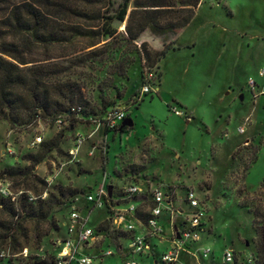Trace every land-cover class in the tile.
Listing matches in <instances>:
<instances>
[{
	"label": "rangeland",
	"instance_id": "374dc122",
	"mask_svg": "<svg viewBox=\"0 0 264 264\" xmlns=\"http://www.w3.org/2000/svg\"><path fill=\"white\" fill-rule=\"evenodd\" d=\"M119 2L101 0L93 7L101 18L95 27L104 34L98 45L84 48L86 41H77L38 48L33 54L55 82L77 86L79 101L63 108L81 106L84 115L67 119L58 112L47 118H62L61 126L29 119L25 112L14 114L12 127L0 121V170L27 165L23 155L38 152L45 141H57L58 150L48 152L34 172L50 191H78L51 213L57 229L37 249L1 264H34L54 253V241L66 236L69 209L75 206L85 215L84 196L105 183L168 186L184 211V194L192 190L205 212L203 244L216 260L226 247L255 250L254 222L264 225V96L251 94L247 82L254 81L256 90L264 92V76H259L264 70V0H201L191 22L168 38L171 49L156 63L153 53L162 50V39L144 31L136 42L126 41L124 23L113 16ZM111 31L116 32L105 35ZM142 43L150 52L148 61ZM144 86L151 91L144 93ZM108 109L123 111L132 127L98 126ZM173 109L189 119L176 116ZM36 137L41 142L34 144ZM77 137L83 141L72 158L68 152ZM8 187L0 182L1 191ZM103 215V210H94L88 226L94 227ZM99 249L114 255L94 259V264H124L109 240L86 254L94 258ZM136 259L153 264L148 258Z\"/></svg>",
	"mask_w": 264,
	"mask_h": 264
},
{
	"label": "trees",
	"instance_id": "16d2710c",
	"mask_svg": "<svg viewBox=\"0 0 264 264\" xmlns=\"http://www.w3.org/2000/svg\"><path fill=\"white\" fill-rule=\"evenodd\" d=\"M100 1L0 0V121L12 127L14 114L25 112L29 119L42 118L54 123L56 119L47 118L58 112L62 116L67 114L71 107L63 108V104L79 101L77 86L55 82L51 70L37 64L33 54L38 48L74 45L77 41H86L84 48L98 45L104 34L95 27L101 18L93 7ZM200 1L120 0L113 16L124 23L128 42H136L144 31L162 39V50L153 53L156 63L171 49L166 44L168 38L191 22ZM87 22L92 25L86 26ZM141 47L148 61L150 52L145 43ZM84 113L83 109L79 115ZM72 116L73 113L67 114L65 118ZM53 150H58L57 141H45L38 152L22 156L27 165L0 170V182L9 186L6 196L0 193V264L5 258L10 262L24 250L37 249L42 238L57 229L51 213L78 194L75 189L63 187L50 191L45 179L35 174L34 168ZM139 216L144 220V215ZM254 226L256 242L252 254L255 264H264V225L254 222ZM98 230L105 229L100 225ZM54 255L55 252L34 264H55Z\"/></svg>",
	"mask_w": 264,
	"mask_h": 264
},
{
	"label": "built area",
	"instance_id": "2783aa9c",
	"mask_svg": "<svg viewBox=\"0 0 264 264\" xmlns=\"http://www.w3.org/2000/svg\"><path fill=\"white\" fill-rule=\"evenodd\" d=\"M259 76H264V70L259 71ZM247 87L251 94L264 96L262 90H256L254 81L249 79ZM149 91L151 88L144 86L143 92ZM82 111L81 106H72L67 114L79 116ZM173 113L189 119L182 111L173 109ZM67 114L63 115V118L67 117ZM125 118L123 111L108 109L96 123L102 128L113 130L121 125ZM245 122L249 123V119L246 118ZM62 123V118L54 121L56 126H61ZM238 131L240 134L244 133L243 128ZM82 141L80 137L74 140V148L68 152L72 158ZM40 142L41 137H36L34 144ZM107 187L105 183L84 196L85 215L75 206L69 209L66 236L53 243L55 264H94V259L100 262L104 258L112 257L114 253L111 250L99 249L94 258L86 254V249L101 248L106 240L116 246L124 264H139L136 258L151 259L153 264H255L252 253L236 251L232 247L224 248L221 260H216L214 252L203 244L205 212L192 190H187L184 194L182 203L187 207L184 211L176 205L179 197H176L168 186H111L110 195ZM5 192L7 190H0V193L6 196ZM94 210H103L104 215L94 227H90L89 216ZM139 214L144 215V220ZM177 218L180 220L175 222L174 219ZM100 225L105 230H98ZM122 240L126 241L125 246ZM160 245L164 247L158 250Z\"/></svg>",
	"mask_w": 264,
	"mask_h": 264
},
{
	"label": "water",
	"instance_id": "95a60500",
	"mask_svg": "<svg viewBox=\"0 0 264 264\" xmlns=\"http://www.w3.org/2000/svg\"><path fill=\"white\" fill-rule=\"evenodd\" d=\"M133 122L131 119L126 118L120 125V129L124 128V127H132ZM107 191H108V195H110V191H111V186L107 187Z\"/></svg>",
	"mask_w": 264,
	"mask_h": 264
},
{
	"label": "crops",
	"instance_id": "0c3cea01",
	"mask_svg": "<svg viewBox=\"0 0 264 264\" xmlns=\"http://www.w3.org/2000/svg\"><path fill=\"white\" fill-rule=\"evenodd\" d=\"M187 123V122H186Z\"/></svg>",
	"mask_w": 264,
	"mask_h": 264
}]
</instances>
